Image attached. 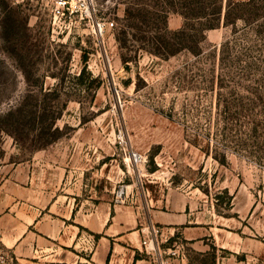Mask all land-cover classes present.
<instances>
[{
  "label": "rangeland",
  "instance_id": "obj_1",
  "mask_svg": "<svg viewBox=\"0 0 264 264\" xmlns=\"http://www.w3.org/2000/svg\"><path fill=\"white\" fill-rule=\"evenodd\" d=\"M97 1L99 16L115 21L103 34L78 15L55 19L51 0H0V260L62 264L59 242L39 235L49 226L56 235L71 216L70 228L83 223L82 253L94 248L90 229L140 231L144 264H264V103L257 125L239 133V106L230 117L225 105L231 89L248 93L220 84L230 83L221 46L236 30L222 22L206 31L201 53L163 58L136 39L158 35L125 16L154 2ZM167 24L179 29L184 18L170 12ZM238 36L230 54L255 59ZM18 104L16 140L2 129ZM18 237L23 255L12 246ZM98 238L104 259L112 241Z\"/></svg>",
  "mask_w": 264,
  "mask_h": 264
},
{
  "label": "trees",
  "instance_id": "obj_2",
  "mask_svg": "<svg viewBox=\"0 0 264 264\" xmlns=\"http://www.w3.org/2000/svg\"><path fill=\"white\" fill-rule=\"evenodd\" d=\"M151 1L154 2V6H150L149 8H153V11L148 9V7H140L138 9L127 7L125 8V16L128 20V27H133L132 24H135V21L139 20V23H141V31L144 30L143 27H146L148 29L144 32L152 30L158 35L148 39L146 33H140L138 36L139 39L136 38L141 42H151V47L148 43L145 46H141L156 56L169 58L183 50H188L194 54L201 53L203 50L202 44L206 40L207 30L219 27L222 22L225 25L234 27L236 30L235 37L230 41H225L221 46L223 54L226 55H223L222 61L225 65V70H227L226 73L229 75L230 83L222 80L220 84L221 87L228 88L232 87V84L240 85L247 91L248 95L239 96L235 89H231L232 95L236 97L226 103L224 112L230 115V117H233L234 114L231 112L233 103L239 106V120L242 121L241 126H239L240 128L236 129L239 130V133L248 130L249 126L257 125V113L254 111L264 103V96L258 91L259 87L264 86L260 78V74H264V42L262 43L264 41V0ZM170 12L179 13L184 18V24L181 28L176 30H170L168 28L167 23ZM239 21L244 23L246 29L237 32ZM249 30L254 34L248 35ZM125 32L126 30L122 31V33ZM239 34L247 39L246 42L250 45V49L257 54L255 59L247 58V60L241 61V55H235L233 57L230 54L232 49L237 45ZM121 40L122 44H124L122 46H127V38ZM123 61L126 67H128L127 62L129 60L123 57ZM82 72L79 76L82 75ZM246 82L257 85H247ZM20 109L21 104L9 108L4 114V117L7 121H10L12 127L2 129L12 134L16 140H19L16 129L18 127L15 126V123L18 122L16 115ZM261 112L264 113L263 111ZM58 116L59 111H53L48 123V128L53 133L59 130L56 126Z\"/></svg>",
  "mask_w": 264,
  "mask_h": 264
},
{
  "label": "crops",
  "instance_id": "obj_3",
  "mask_svg": "<svg viewBox=\"0 0 264 264\" xmlns=\"http://www.w3.org/2000/svg\"><path fill=\"white\" fill-rule=\"evenodd\" d=\"M71 216H64L59 232L56 235H52L49 230L46 232L40 231V239L39 241H44V244L56 243L59 242L62 248V256L60 258V262L62 264H94L93 262L99 263L104 261V263L113 264L117 262H121L123 264H144L146 259L142 256L143 244L142 239L143 236L140 231H126L125 233L119 232L116 235H110L104 232V235H101L103 231L99 230H91V234H89V238L94 240V248L90 251V253H82L83 247L81 246L82 235L79 227L83 226L80 221L73 220L75 225L70 228L69 220ZM131 230V229H130ZM99 237L98 239L105 236H109L111 239L110 250L108 251V255L103 259L101 257V243L95 242V237ZM36 240H38L36 238ZM0 241L5 242V239L0 236ZM13 247L17 246V250L20 251V255L22 249L21 238L18 237L13 241ZM35 247V245H34ZM81 249L79 250V248ZM93 247V246H92ZM69 254L74 255L77 259L73 261H68L65 257H68ZM32 258H37L38 255H31ZM22 257V256H21ZM88 257V258H87Z\"/></svg>",
  "mask_w": 264,
  "mask_h": 264
},
{
  "label": "built area",
  "instance_id": "obj_4",
  "mask_svg": "<svg viewBox=\"0 0 264 264\" xmlns=\"http://www.w3.org/2000/svg\"><path fill=\"white\" fill-rule=\"evenodd\" d=\"M51 12L55 19H66L78 15L88 24H92L101 34L115 27L114 20L99 16L101 10L97 0H51ZM154 243V239L144 240L147 249L149 246L151 249H155ZM0 263L8 264L5 259H1Z\"/></svg>",
  "mask_w": 264,
  "mask_h": 264
}]
</instances>
